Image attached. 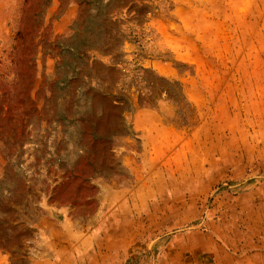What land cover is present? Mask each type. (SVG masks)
I'll return each mask as SVG.
<instances>
[{"label": "rangeland", "instance_id": "374dc122", "mask_svg": "<svg viewBox=\"0 0 264 264\" xmlns=\"http://www.w3.org/2000/svg\"><path fill=\"white\" fill-rule=\"evenodd\" d=\"M0 264H264V0H0Z\"/></svg>", "mask_w": 264, "mask_h": 264}, {"label": "trees", "instance_id": "16d2710c", "mask_svg": "<svg viewBox=\"0 0 264 264\" xmlns=\"http://www.w3.org/2000/svg\"><path fill=\"white\" fill-rule=\"evenodd\" d=\"M16 36H17V37H21V34L18 32V33L16 34Z\"/></svg>", "mask_w": 264, "mask_h": 264}]
</instances>
